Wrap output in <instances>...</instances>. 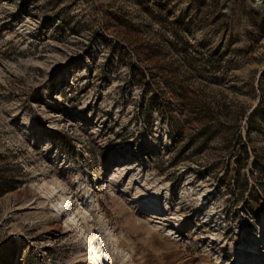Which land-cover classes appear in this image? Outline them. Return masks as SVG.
<instances>
[{
    "label": "rangeland",
    "instance_id": "1",
    "mask_svg": "<svg viewBox=\"0 0 264 264\" xmlns=\"http://www.w3.org/2000/svg\"><path fill=\"white\" fill-rule=\"evenodd\" d=\"M51 176L105 264H264V0H0V264H87Z\"/></svg>",
    "mask_w": 264,
    "mask_h": 264
},
{
    "label": "bare ground",
    "instance_id": "2",
    "mask_svg": "<svg viewBox=\"0 0 264 264\" xmlns=\"http://www.w3.org/2000/svg\"><path fill=\"white\" fill-rule=\"evenodd\" d=\"M122 189L124 190V188ZM37 191L41 194L40 203L49 204V211L52 215L55 218L59 217L58 220L63 221L66 227L72 228L78 237L80 236L81 239H84V243L86 241L90 246L87 264H105L106 259L114 252L128 256V252L121 249L114 241L116 240L115 235L109 226L104 223L100 204L90 183L84 186L82 192L77 193L73 192L69 185L60 178L51 176V178H43L37 183ZM146 203L148 205L153 204L148 200ZM60 226L61 223L55 221L49 231L56 230ZM259 228L261 234L257 243L264 241V238H262L264 235V220L261 221ZM256 239L257 237H252V241ZM258 251L254 248V258H260L261 254ZM242 264H245V261Z\"/></svg>",
    "mask_w": 264,
    "mask_h": 264
}]
</instances>
